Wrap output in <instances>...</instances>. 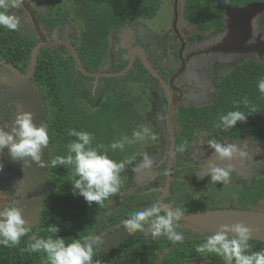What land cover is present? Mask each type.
I'll return each instance as SVG.
<instances>
[{"label": "flooded vegetation", "instance_id": "1", "mask_svg": "<svg viewBox=\"0 0 264 264\" xmlns=\"http://www.w3.org/2000/svg\"><path fill=\"white\" fill-rule=\"evenodd\" d=\"M47 3L48 0H21L11 13L17 16V12L20 11L17 16L21 21L19 28L35 39L33 46L39 41L35 29L38 28L42 35L46 30V22L49 20L45 17L49 15ZM167 5L171 17L167 19V23L170 22L168 24L161 19L165 28L160 27L157 21L147 16L131 18L128 23L125 22L124 25L116 27L115 31L107 37L106 57L101 62L106 65L100 67V63L91 71H87L82 65L73 43V41L77 42L75 35L80 30L85 31L83 23H76L67 16L65 23L57 22L51 27L50 31L55 30L59 33L58 38L54 39L52 32L44 35V40L50 38V42L54 45L49 46L48 49H55L69 58L66 64L70 67L72 76L80 80L82 92L90 90L91 95L94 96L93 102L103 103L107 98L105 92L109 86L115 83L114 91L123 90L126 88L123 82H126L124 78L127 74L140 73L138 81L128 80L133 84L144 83L142 90L148 95V108L142 119L151 132L157 134L155 141H141L140 151L133 156L129 148H124L123 151L118 150L120 162L125 159L127 165L121 172L120 191L104 202L101 207L103 214L98 217L97 227L88 235L96 241L93 264H97V261L99 264H114L117 258L125 264H204L200 262L198 253L194 252L196 243H189V241H204L206 238L182 240L175 245L168 238L142 237L124 238L113 245L108 243L111 233L124 228V222L129 219L130 212L150 207L153 203H159L174 211L178 209L182 214L222 208L242 209L239 206L245 203L249 206L247 209L264 211L261 207L264 202L263 195H257L254 202L247 201V195L251 190L259 193L258 180H262L264 147L259 145L261 143L259 136L247 130L228 134L229 131L208 124L203 125L205 123L198 119V115L208 110L205 106L211 104L215 97L214 72L223 67H230L233 60L241 56L230 53L221 54L223 53L221 51L210 53L205 51L208 46L215 47L214 37L218 34L208 37L199 36L198 30H195L196 28L181 15L182 10L178 0H168ZM155 16L159 17V10ZM140 21L142 23H139ZM183 22L184 25L181 24ZM150 23H153L156 28L160 27L158 33L162 32L163 37L149 32L152 28ZM26 27L30 31L25 29ZM62 34L65 35L61 36ZM63 41L73 46L81 66L87 72L104 74L127 71L116 77H88L79 70L72 50ZM207 56H211L212 59ZM0 62L10 65L2 58ZM1 63L0 65L4 67ZM120 63L122 67L118 68ZM10 66L21 72L17 67ZM119 79L124 81L118 82ZM110 80H113L111 84ZM87 82H90L92 89L86 88ZM98 85L104 86L102 90H99ZM95 89H97L96 92ZM8 90V86L0 82V94ZM127 90L123 93L125 100L130 99V95L135 91V85ZM13 105L14 103H10L0 109V128L6 131H10L13 125L11 120L15 109ZM83 105L85 110L90 106L84 100ZM196 121L200 122L199 126L196 125ZM169 122L174 137L173 148L169 139ZM185 128L190 129L185 131ZM235 128L246 127L236 124ZM210 140L222 144H236L244 155L237 154L230 161H220L212 157L213 150L208 146ZM182 144H186L183 152L179 151ZM2 154L7 155V149ZM143 155H148L153 165L137 176V172L132 169L136 163H141ZM7 157L11 161L8 155ZM210 160L221 166L231 165L230 183H214L210 177L205 176ZM14 164L13 174L18 178H16L17 183L12 185L13 188L18 189L16 185L21 180L22 162L16 161ZM153 175L155 178L151 177ZM202 176L205 177L200 179ZM224 187L228 188V192L231 190L232 192L223 194ZM219 194L222 198L218 197ZM9 196L10 193H6L7 200ZM12 198L17 203L16 199ZM201 204H204L203 207ZM176 231L183 236L190 235V231L186 230L182 224H176ZM173 248H177L180 252L176 253ZM146 251L149 253H144Z\"/></svg>", "mask_w": 264, "mask_h": 264}, {"label": "trees", "instance_id": "2", "mask_svg": "<svg viewBox=\"0 0 264 264\" xmlns=\"http://www.w3.org/2000/svg\"><path fill=\"white\" fill-rule=\"evenodd\" d=\"M180 2L181 15L184 19L198 30L199 36L208 37L221 33L225 24V12L228 9L234 6L242 7L250 2L264 3V0H227V3L225 0H180ZM159 5L160 0H48L49 15L45 17L49 20L46 22V33L49 34L51 27L57 22L65 23L67 14L62 9L65 6L69 7L68 11L73 21L81 22L85 27V31L80 30L75 35L77 42L73 41V43L82 65L87 71H91L106 57L107 37L116 27L128 23L131 18L137 16H155ZM13 9L9 8L8 13H13ZM19 14L20 11L17 12V16ZM263 20L264 15L257 19L259 23L257 28L264 35ZM34 42L35 39L23 33L20 28L9 31L0 27V58L23 72L29 64ZM68 59L55 49L43 48L37 53L31 80L41 90L46 103L45 127L49 134L47 186L36 228L29 226V233L21 238L20 244L15 248L0 246V264H46L44 253H28L22 249H25L30 241L46 238L49 233L44 229L49 224H55L60 228L57 235L64 238L66 243L88 236L97 227L98 217L103 214L101 206L96 205L95 202L89 206L83 197L73 195L70 183L71 169L64 166L53 168L50 163L57 156L67 154V144L75 139L67 135L68 130L76 129L94 134L92 146L96 147L97 144L108 146L122 136L131 138L132 132L140 129L142 117L131 108L130 104L125 102L119 104L116 100H112L103 106L102 103L93 102L94 96L91 95L90 90L82 92L80 80L72 76L70 67L66 64ZM235 60L230 67H223L214 72L215 97L211 104L205 106L208 110L198 115V119L205 123L203 125L215 126L219 116L230 110L247 111L242 104L238 107L236 104L246 96L259 110L249 115L246 122H237L238 126L244 125L246 128L234 127L228 130V134L251 131L259 136L261 141L259 145L264 147V96L257 88L258 81L264 78V57L258 60L254 55H248ZM120 67L122 63L118 65V68ZM124 79L138 81L140 73L134 75L130 72ZM121 91L122 89L114 91L113 97L117 98V94L120 97ZM121 99L125 100L123 96ZM83 100L86 104L87 102L90 104L87 110L84 109ZM196 125L199 126L200 122L196 121ZM107 154L113 160L120 162L118 150L109 149ZM258 182L259 193L251 190L247 195L248 202H254L260 195L264 198V164L262 180ZM2 195L3 193H0V199ZM15 203L10 195L7 201H0V210L10 205L15 206ZM203 205L201 204L202 207ZM261 207L264 208V204ZM239 208L247 209L249 206L245 203ZM202 242L203 240L189 241L196 245ZM250 244L251 251L264 250L263 242L251 239ZM173 250L176 253L180 252L177 248ZM198 256L200 262L204 264H223V261L215 255L198 254ZM114 264L125 263L117 258Z\"/></svg>", "mask_w": 264, "mask_h": 264}, {"label": "clouds", "instance_id": "3", "mask_svg": "<svg viewBox=\"0 0 264 264\" xmlns=\"http://www.w3.org/2000/svg\"><path fill=\"white\" fill-rule=\"evenodd\" d=\"M20 2L21 0H0V27L9 31L19 29L20 19L9 14L8 9L17 7ZM24 6L27 7V5ZM261 15L256 17V20L254 19L253 27L256 32H260L261 38L264 39V35L255 27V23H258L257 19ZM44 31L43 36L52 32L53 38L56 39L53 35L55 30L50 31L49 34L46 33V30ZM47 40L51 41L50 38ZM257 88L259 93L264 96V78L258 81ZM236 104L237 107L242 104L247 111L230 110L226 114L220 115L219 121L215 122L217 128L228 131L234 128L237 122H246L249 115L259 110L250 103L246 96ZM67 135L75 137V139L67 144V154L57 156L50 162L51 166L53 168L57 166L70 168L72 194L83 197L89 206L95 202L101 207L106 200L120 191L121 172L124 170L123 162H117L108 156L109 149L123 151L126 145L137 141L147 142L157 139V134L152 133L148 127L134 131L131 138L122 136L112 141L108 146L97 144L96 147H93L94 134L86 131L70 129ZM48 145L47 128L37 126L33 122V115L30 112L20 111L16 115L10 131L0 128V153L7 149V155L13 162H23L31 158L33 162L43 166V150ZM208 146L213 150L212 157H216L220 161H230L237 154L244 155L236 144H222L210 140ZM185 148L186 144H182L179 151L183 152ZM152 165V159L148 155H143L139 168L134 171L150 169ZM2 168L3 165L0 164V169ZM231 173V165L221 166L210 160L205 176L210 177L214 183L228 184L231 181ZM181 215L182 213L178 209L174 211L159 203H153L150 207L130 212L129 219L124 222V229L129 235L140 231L145 236H165L175 245L184 239L183 235L176 231V224ZM29 231L30 228L18 207L10 205L0 210V246L17 247L21 238L26 236ZM44 231L49 233L46 238L30 241L22 250L28 253H44L46 264H92L96 241L90 236H83L66 243L64 238L57 235L60 232L57 225L49 224ZM251 238V230L243 223L221 225L215 234L197 244L195 251L201 256L215 255L223 261V264H264V250L251 251ZM97 264H99L98 261Z\"/></svg>", "mask_w": 264, "mask_h": 264}, {"label": "water", "instance_id": "4", "mask_svg": "<svg viewBox=\"0 0 264 264\" xmlns=\"http://www.w3.org/2000/svg\"><path fill=\"white\" fill-rule=\"evenodd\" d=\"M263 12V2H250L242 7L234 6L228 9L225 12L223 30L216 36L219 39L218 42H214L215 47L208 46L205 51L209 53L221 51L223 52L221 54H237L241 57L254 55L258 59H261L264 52V39L261 38L260 32H256L253 27V21ZM35 30L39 41L30 51L29 64L25 72H19L10 65L0 62L4 65V67L0 65V82L5 83L9 88L7 92L0 94V109L5 105L14 103L15 109L12 115L13 123L16 115L20 111H25L32 113L33 122L37 126H45L47 116L46 103L42 92L31 80V77L34 72L39 48L52 47L54 45L49 40H44V36L38 28ZM63 43L69 45L79 70L88 77H116L127 71L124 70L123 72L104 74L87 72L81 66L73 46H70L69 43H65V41H63ZM145 67L148 68L147 66ZM168 125L169 139L171 141V148H173L174 137L172 135V126L170 122ZM48 153V149L45 148L42 155V160L44 161L43 166L33 162L31 158L23 161L20 169L21 180L16 185L18 188L16 207L21 210L22 217L27 222V225L34 226L35 228L39 220V214L47 186L49 166ZM169 172L168 170V178ZM235 223H243L246 225L251 230V239L264 243V211L261 210L222 208L203 210L194 213L185 212L177 221V224H182L186 230L190 231V235L183 236V240L207 238L215 234L221 225H232ZM35 234L34 232V237ZM98 234L99 233H97V235ZM130 237L167 238L165 236H145L144 233L140 231H137L133 235H129L126 230L122 228L109 235L108 243L113 245L121 239ZM101 245H103L102 241Z\"/></svg>", "mask_w": 264, "mask_h": 264}, {"label": "rangeland", "instance_id": "5", "mask_svg": "<svg viewBox=\"0 0 264 264\" xmlns=\"http://www.w3.org/2000/svg\"><path fill=\"white\" fill-rule=\"evenodd\" d=\"M167 1L166 0H160V5L158 7L159 8L158 9L159 10V17H157V16H153L152 17L153 21H157L158 22V25L160 27L163 26V28H165V26H164L163 21H161V19L164 20V21H166V23H167V19H169L171 17V14L169 12V8H168V5H167ZM178 2H179V7L181 8V2H180V0H178ZM68 9H69V7L65 6L64 9H62V11H64L67 14L66 16L72 17L71 16V13L68 11ZM263 15H264V13H262L261 16H263ZM179 16L181 17V15H179ZM184 22L181 23V24L184 25ZM26 23H27V25H29L28 24L29 23L28 21ZM139 23H142V21H140ZM168 23H170V22H168ZM150 24H151V27L152 28H151V30L149 32H151L153 34H156L157 33L158 37H163V33L162 32L158 33L160 31L159 30L160 27L159 28H156L153 23H150ZM257 26H259V23H257V24L255 23L256 29H257ZM262 26L264 27V20L262 22ZM25 29H27L28 31H30L28 29V27H26ZM25 29L23 31H25ZM53 35H54L55 38H58L60 36L59 33L56 32V31L53 32ZM63 35H65V34H62L61 36H63ZM214 39H215L214 42H218V40H219L217 37H215ZM209 43H210V41H209ZM207 57H209L210 59H212L211 56H207ZM263 57H264V52H263ZM105 65L106 64L103 62V63L100 64V67H104ZM112 81L113 80H110L109 83L111 84ZM117 81L120 82V81H124V80L119 79ZM123 84L126 85V88H125L126 90L123 89L121 91L122 94L120 93V97H118V94H117V98L116 97H113L114 96L113 89H114L115 83H114L113 86H109V88L106 89V92H105V95H107V98L102 103V105L109 104L112 100H116L119 104L125 102L127 104H130L131 108L133 110H135L138 113V115H140L143 118L144 117V113L147 111V108H148V100H147L148 99V95L143 92L144 90H142V84H144V83H142V82L141 83L135 82V84H133L132 81L130 82L129 80H127L126 82H123ZM134 85H135V91L132 92V94L130 95V99L129 100H122L121 98L123 96V93H125V91H128L127 89H132L134 87ZM97 87H99V90H102V88L104 86L101 87V86L98 85ZM139 87H140V90H139ZM86 88L87 89H90V88L92 89V86H90V82H87ZM94 91L96 92L97 89H95ZM97 100H99V98H97ZM124 106H126V105H124ZM13 107H14V105H13ZM146 125H147V123L143 122V119H142V122L140 123V127L141 128L147 127ZM141 145H142V142L141 141H137V142L132 143L130 145H126L125 148L126 149L129 148L130 151H132L131 156H133V155L137 154L140 151ZM121 162L124 163V169H125V166L127 165L126 164L127 162L125 161V159L121 160ZM0 164L3 165V168L0 169V193L1 194L3 193L2 199H0V201L1 200H6L7 201L6 193H10V195L16 199L18 197V189L13 188V185H12V184H16L17 183V179L16 178H18L17 176H15V174H13L14 168H15V164H14L13 161L11 162L9 160V158L7 157V155H3L2 153H0ZM139 166H140V164L139 163H136L134 165V168L132 170L134 171V169H138ZM142 171H135V172H137V176H140V173H142ZM151 177H154L155 178L154 175L151 176ZM230 192H232V190ZM230 192H228V188L227 187H224L223 188V191H222L223 194L227 195ZM219 196H220V194L218 195V197ZM2 203H4V202H2ZM263 204H264V202H262L261 205L263 206ZM107 209H109V206H107Z\"/></svg>", "mask_w": 264, "mask_h": 264}]
</instances>
